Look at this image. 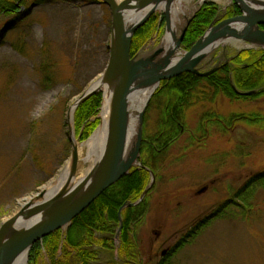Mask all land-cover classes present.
I'll list each match as a JSON object with an SVG mask.
<instances>
[{
    "label": "rangeland",
    "instance_id": "rangeland-1",
    "mask_svg": "<svg viewBox=\"0 0 264 264\" xmlns=\"http://www.w3.org/2000/svg\"><path fill=\"white\" fill-rule=\"evenodd\" d=\"M208 1L219 8L209 27L234 19L227 20L236 5L234 0H206L202 6ZM187 2L192 7L197 0ZM27 8L29 15L16 27L9 24L14 16H0V225L18 211L25 198L44 188L49 193L60 188L63 179L59 181V177L72 160L69 110L85 88L104 73L110 57L112 16L102 0H30ZM195 10L182 14L177 36ZM243 15L241 11L236 18ZM154 16L160 22L164 17L163 34L156 30L132 56H150L162 44L168 27L166 13L159 10L151 15ZM259 25L264 29L262 23ZM228 40H220L213 46L199 65L200 72L210 74L243 51H264L262 48L243 49L240 39ZM180 55L185 56V53ZM172 77L160 80L156 89L160 91L164 82ZM97 92L103 96L98 115L100 122L88 138L81 139L78 134L74 113L72 126L79 145L93 137L102 125L105 91ZM164 101V95L150 100L142 122V142L145 136L155 135L161 127ZM135 106H131L132 110ZM212 113L226 119L257 115L262 120L249 124L238 118L232 123L217 125L207 122ZM202 124L205 127L202 128ZM182 125L185 128L178 139L160 151L152 166L144 164L140 149L138 160L129 172L135 168L145 169L141 165L153 172L152 175L147 170L149 183L140 199L128 202L137 205L147 199L141 221L135 227L141 263L264 264V185L258 186L252 196L249 213L229 206L209 219L251 176L264 171V93L236 100L219 94L212 100L189 103ZM98 156L93 152L89 157L82 148L77 176L94 165ZM50 183H55L53 188H47ZM203 188L205 190L200 192ZM131 206L126 205L121 211V220L118 216L119 224L114 227L115 250L100 249L98 261L101 264L110 261L132 264L121 261L117 253L122 212ZM205 219L208 220L205 226L176 248L189 230ZM71 224L72 220L59 226L63 241L56 256L49 253L42 242L33 250L35 243L43 240V235L32 245L27 264H52L53 259L61 258ZM83 235L80 230L74 238L80 240Z\"/></svg>",
    "mask_w": 264,
    "mask_h": 264
},
{
    "label": "trees",
    "instance_id": "trees-1",
    "mask_svg": "<svg viewBox=\"0 0 264 264\" xmlns=\"http://www.w3.org/2000/svg\"><path fill=\"white\" fill-rule=\"evenodd\" d=\"M29 1L0 0V16H14L9 24L16 27L29 15L27 8ZM218 9V5L211 1L202 6L188 26L182 43L183 49L190 50L193 48L216 17ZM240 14V9L235 5L228 13L227 20L236 18ZM164 26V17L160 22L158 17L154 16L138 28L133 37L132 54L137 53L150 40L156 30L162 35ZM262 27L264 28V23H262ZM164 85L160 91L157 90L154 94V97L165 96L161 113V127L155 135L145 136L141 146L143 161L146 166H152L161 154L160 151L178 139L182 132L184 114L189 103L193 105L212 100L219 94H223L231 100L254 98L263 94L264 51H243L233 55L208 76L185 72L173 76L164 82ZM256 90L258 91L255 93L245 94ZM102 102V93L97 92L78 107L75 121L81 139L88 138L98 126L100 122L98 115ZM210 115L212 118H209L207 122L212 121V124L217 125L232 123L238 118L249 124L258 123L262 120L257 115H252V117L236 115V118L229 119L213 115V113ZM201 126L202 128L205 127L203 124ZM148 183L149 172L145 169L135 168L118 182L104 189L90 205L72 219V224L65 237V244L62 247V256L59 259H53L52 264H101L98 261L100 249L115 250L113 244L114 227L119 224V209L124 203L138 201ZM261 185H264V171L251 176L245 185L235 192L234 197L225 202L223 208L217 210L209 219L220 215L229 206H235L243 212L247 210L249 213L251 211L250 200L257 187ZM146 206L147 199L135 206L127 207L122 212L123 226L119 236L117 253L124 263L142 264L135 227L140 223L143 209ZM207 219L194 225L188 234L179 241L176 248L184 245L187 238H193L197 231L205 226L209 220ZM80 230L83 231L84 235L80 240H76L74 236ZM62 241L63 235L61 227H59L46 233L42 241L35 243L33 250H37L42 242L49 253L56 256ZM103 264H116V262L110 261Z\"/></svg>",
    "mask_w": 264,
    "mask_h": 264
},
{
    "label": "water",
    "instance_id": "water-1",
    "mask_svg": "<svg viewBox=\"0 0 264 264\" xmlns=\"http://www.w3.org/2000/svg\"><path fill=\"white\" fill-rule=\"evenodd\" d=\"M102 1L109 7L112 16L111 43L109 47L110 57L104 73L95 78L85 88L69 110L67 122L68 136L72 144V160L68 181L72 183L77 177L79 163L78 142L74 135L71 122L74 113L81 103L101 89V83L109 75L114 74L118 81V98L112 116V124L106 146L90 171L61 206L35 222L21 227L16 226L23 216L27 215L30 210H34L32 209L33 205L37 202L41 201L42 204L40 207L46 208L57 201L68 188L66 182L54 192L49 193L44 188L35 195L25 198L20 203L18 211L2 222L0 225V264H6L8 255L16 247H31L36 240L41 239L46 233L71 221L104 189L116 183L130 172L140 154L143 137V117L156 88L159 86L160 80L184 72L194 73L199 76L208 75L209 73L199 71V65L206 59L213 46L220 40H228L230 38L245 39L264 49V29L259 25V23H264V4L260 7L256 6L257 4L255 2L253 3L252 0H234L244 15L241 18H234L223 24L211 25L190 51L182 50V43L191 20L203 3L187 18L186 24L182 28L180 36L176 41L175 48L162 59H158L161 54L160 50H156L152 55L147 57L132 56L131 47L134 34L138 28L148 21L154 12L151 11L144 20L140 23L132 24L130 27L126 25L127 17L132 15L141 5H145L146 3L147 5L154 4L160 0ZM178 51L184 52L187 60L182 64L176 65L174 64V58ZM152 81H158L157 87L150 92L145 105L139 112L140 126L137 140L131 154L126 158L125 148L131 115V100L134 96L136 85L139 82L148 83ZM141 166L149 170L145 166ZM150 172L153 175V172ZM204 190L205 188L201 189L200 192ZM147 191L148 189L144 194ZM126 205L131 206L136 205V203H126L120 208L118 212L120 220L121 211ZM165 253L166 250L163 251V254Z\"/></svg>",
    "mask_w": 264,
    "mask_h": 264
},
{
    "label": "bare ground",
    "instance_id": "bare-ground-1",
    "mask_svg": "<svg viewBox=\"0 0 264 264\" xmlns=\"http://www.w3.org/2000/svg\"><path fill=\"white\" fill-rule=\"evenodd\" d=\"M219 1L228 2L229 0H219ZM203 2L204 0H197V2L194 5H192V7L188 5L187 0H160L158 2H155L154 4H148V5L146 3L145 5H141L140 7H138L132 15L127 17L126 25L130 27L132 24L140 23L142 20L146 18V16L151 11L153 12L159 10L164 11L167 14L168 27H167V33L163 38L162 44L158 48V50L161 51V54L159 55L158 59H162L166 54H168L170 51H172L175 48L176 41L178 38L177 26L178 24L183 22L182 14H186L191 9L193 10L197 9ZM252 2L253 3L255 2L257 4L256 6H260V7L263 6L264 4V0H252ZM230 39H240V38H230ZM240 40H243V42L242 41L240 42V45L244 47L243 49L261 48L260 46L255 45L254 43H250L245 39H240ZM180 54L181 51H178L175 54L174 64L176 65L182 64L187 60L186 55L181 56ZM157 83L158 81H152L149 83L139 82L136 85L134 96L132 97L131 100V105L136 104V106L134 110H132L131 108V115L128 124V133H127L126 148H125L126 158L131 154L136 142V137L140 126L139 112L145 105L150 92L154 90L155 87H157ZM100 88L104 89L105 91V100H104V107L102 112V125L96 131L94 136L91 137L87 142L81 145L78 144L79 151L82 148H85L89 154V157H91L93 152L94 153L97 152V154L100 155L106 146L108 139L107 136L112 124V116L118 98V81L116 76L114 74L109 75L108 78H106L104 82L101 83ZM70 166L71 163L69 164V167L65 171H63L61 176L59 177L60 178L59 181L63 179V181L60 184V187H62V185L65 182H66V186H68L65 193L62 194V196L52 205L46 208L40 207L42 204L41 201L34 204L32 208L34 210L32 211L30 210L27 215L23 216L16 226L21 227L26 224L35 222L38 219H41L44 216L48 215L50 212H52L59 206H61L69 198V196L72 194L74 189L79 185L80 181L87 175V173L92 168L93 164H91L86 170H83L82 172L83 174L80 177L77 176L72 183L68 181ZM54 184L50 183L48 188L50 187L53 188ZM31 247L18 246L15 249H13L8 255L6 264H27L28 255Z\"/></svg>",
    "mask_w": 264,
    "mask_h": 264
},
{
    "label": "flooded vegetation",
    "instance_id": "flooded-vegetation-1",
    "mask_svg": "<svg viewBox=\"0 0 264 264\" xmlns=\"http://www.w3.org/2000/svg\"><path fill=\"white\" fill-rule=\"evenodd\" d=\"M166 253H167V251H166Z\"/></svg>",
    "mask_w": 264,
    "mask_h": 264
}]
</instances>
